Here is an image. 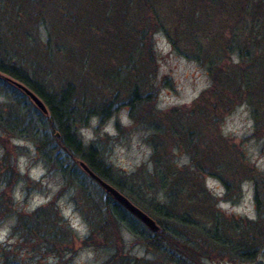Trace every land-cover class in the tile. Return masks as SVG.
I'll list each match as a JSON object with an SVG mask.
<instances>
[{
  "label": "trees",
  "instance_id": "trees-1",
  "mask_svg": "<svg viewBox=\"0 0 264 264\" xmlns=\"http://www.w3.org/2000/svg\"><path fill=\"white\" fill-rule=\"evenodd\" d=\"M0 7L5 13L30 8L34 27L39 28L40 24L47 30L45 42L50 51L54 46L64 53L62 59L67 56L66 60L72 63L91 61L96 65V51L109 48L121 47L126 54L124 64L104 71L112 79L105 83L111 94L94 108L71 83L49 87L37 72H30L0 49V73L30 87L47 108L42 111L36 105L33 121L8 103L5 114L0 107V130L20 135L21 128L29 125L34 129L38 149L45 146L46 131H50L61 151L72 159L73 166L82 159L159 224L157 229H150L107 191L104 196L92 199L84 178L98 182L79 164L84 178L80 181L76 178L74 184L85 197L80 209L89 226L80 241L83 245L110 244L112 249L105 260L96 264H209L207 260L224 258L244 262L264 252V172L246 161L240 148L233 155L224 144L216 147L209 133H203L204 127L214 128L220 115L242 101L250 106L255 130L264 122V0H0ZM158 29L164 31L179 53L205 65L210 83L182 109L172 106L162 115L153 116L152 81L147 88L143 80L155 64L151 36ZM57 32L51 47V34ZM89 52L93 57L88 59ZM55 54L60 56L58 51ZM128 72L131 74L125 100L128 114L152 130L148 141L152 167L134 181L129 175V182L128 177L121 178L105 161L101 144L95 140L84 143L77 128L92 113L103 122L120 106V89L113 88V83L123 74L128 77ZM14 86L22 99L29 97ZM7 97L13 98L11 94ZM141 106L143 113L138 116ZM159 133L167 134V138H156ZM177 147H183L189 155L186 163H179L172 156L171 149ZM8 157L5 152L0 158L2 183H7L13 173L1 169ZM240 166L242 178H251L253 182V217L224 213L217 206V197L204 185L205 174L212 173L222 180L225 198L240 195L242 178L235 181ZM64 169L61 167L64 173H70L66 182H72L75 170ZM23 218L19 216L21 232L17 231L20 237L17 241L25 244L36 237L35 242H30L33 257L21 260L14 250L1 247L0 264H43L41 260L48 254L53 260L47 264H66L67 258L63 256L72 240L58 231V213L38 207L27 220ZM120 227L129 230L154 256L143 258L124 251Z\"/></svg>",
  "mask_w": 264,
  "mask_h": 264
},
{
  "label": "rangeland",
  "instance_id": "rangeland-1",
  "mask_svg": "<svg viewBox=\"0 0 264 264\" xmlns=\"http://www.w3.org/2000/svg\"><path fill=\"white\" fill-rule=\"evenodd\" d=\"M38 27H34L30 8H16L15 11L5 13L4 8L0 7V49L9 57L20 61L30 72H37L49 87H64L67 83H71L75 91L83 93L87 104H92L94 108L102 98L106 99L110 96L111 91L105 83L112 79L108 75L105 76L104 71H112L114 67L124 64L125 52L121 47L109 48L104 52L96 51V65L91 61L79 65L67 61V56L62 59L64 53L54 46L50 51L45 42L47 30L44 25L39 24ZM58 33L51 34V47ZM151 38L154 44L155 64L150 67L143 84L145 83L148 88L152 81L154 98L150 107H153V116H160L172 106L182 109L184 104L210 83V77L205 65L179 53L163 30L154 31ZM110 45L108 47H111ZM56 51L60 56L54 55ZM50 53L51 55L48 56ZM87 57L88 59L93 57L92 52H89ZM57 61H61V64L58 65ZM130 76L128 72V77L123 74L119 80L114 79L113 88L120 89V106L112 114L103 122H99L97 114L92 113L86 122H80L77 126L82 141L84 143L98 141L102 146L105 161L121 178L128 177L126 178L128 182L129 175L134 181L142 176V173L147 174L152 167L151 145L148 142L152 137V130L145 127V122L138 120L139 118L130 117L125 103L131 82ZM20 93L14 83L0 73V107L4 110L3 114L9 107L8 103H12L10 106L12 109L20 108V112L34 121L37 106L30 97L22 99ZM8 94L13 98L7 97ZM14 98L16 101H12ZM143 109L144 106H141L139 111L137 110L138 116L142 115ZM21 129L23 130L20 135H8L0 130V158L5 152L9 156L8 160L3 162L1 169L13 172L7 183L0 182V248H10L20 256L21 260H30L34 254L30 242H35L36 237L29 239L28 243H19L17 240L20 237L17 231L21 232V228L18 226V220L20 215L25 216L23 219L27 220L36 208L42 207V210L58 213L60 217L57 220L58 231L66 235L67 240H72V244H67L69 250H66L63 256L67 258L66 264H96L105 260L112 251L110 244L83 245L80 241L88 233L89 226L80 209L85 197L74 184L76 178L79 180L84 176L78 170L79 164L72 165V159L61 151L51 137L50 131H46L45 146L38 149L33 127L30 128L28 125ZM203 133H209L210 140L216 147L224 144L227 151H231L233 155L236 154V149L240 148L246 161L264 172V122L262 121L255 130V121L247 102L234 104L220 115L214 128L210 125L205 130L204 127ZM156 135L155 137L159 139L167 138V134ZM56 152L57 155L54 154ZM171 153L179 163H186L189 160V155L183 147L171 149ZM47 156L51 158L48 160ZM60 166H64L66 170L70 168L75 170L72 182H66L70 173L69 171L64 173ZM139 168L141 169L138 173H131L138 171ZM237 174L236 183L237 179L244 177L241 166ZM225 175L229 177L228 174ZM84 181L88 184L87 190L92 199L106 194V190L100 184L88 181L86 178ZM204 181V185L217 197V206L224 213L255 216L254 186L251 178H242L240 195L236 194L230 198H225L222 180L215 174H205ZM48 201H52L50 205L46 204ZM47 229L48 226L45 227V230ZM119 231L124 251L137 257L154 256V252L152 254V251L141 244L129 230L120 227ZM116 242L118 243L117 239ZM43 258L41 260L43 264L53 260L51 254ZM207 261L209 264H264V252L261 251L255 259L244 262L225 258Z\"/></svg>",
  "mask_w": 264,
  "mask_h": 264
},
{
  "label": "water",
  "instance_id": "water-1",
  "mask_svg": "<svg viewBox=\"0 0 264 264\" xmlns=\"http://www.w3.org/2000/svg\"><path fill=\"white\" fill-rule=\"evenodd\" d=\"M14 84L20 87L30 98L31 100L42 110L45 111L46 105L42 98L33 91L30 87L25 85L19 80H16L10 76H7ZM81 167L87 171V173L92 176L111 196L122 204L131 214L141 220L145 225L150 229L155 230L159 227V224L156 222L154 217L145 211L142 207L136 204L132 199H130L124 192H122L115 185L102 178L100 175L95 173L82 159L79 160Z\"/></svg>",
  "mask_w": 264,
  "mask_h": 264
}]
</instances>
